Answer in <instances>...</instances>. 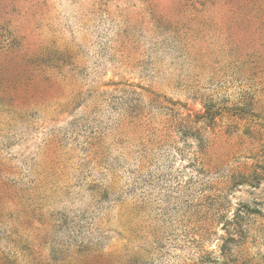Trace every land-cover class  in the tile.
<instances>
[{"label":"rangeland","instance_id":"obj_1","mask_svg":"<svg viewBox=\"0 0 264 264\" xmlns=\"http://www.w3.org/2000/svg\"><path fill=\"white\" fill-rule=\"evenodd\" d=\"M251 3L0 0V264H264Z\"/></svg>","mask_w":264,"mask_h":264},{"label":"trees","instance_id":"obj_2","mask_svg":"<svg viewBox=\"0 0 264 264\" xmlns=\"http://www.w3.org/2000/svg\"><path fill=\"white\" fill-rule=\"evenodd\" d=\"M249 2H252L251 4H255V6H257V2H259L260 4H264V0H249ZM216 3V2H215ZM197 11V10H196ZM197 12H200L199 10ZM3 187H0V190L2 189ZM1 203V201H0Z\"/></svg>","mask_w":264,"mask_h":264}]
</instances>
